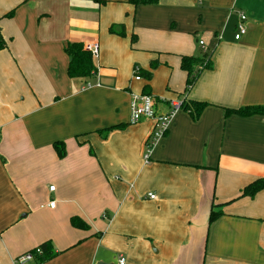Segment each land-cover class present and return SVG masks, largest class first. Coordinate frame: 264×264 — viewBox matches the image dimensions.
<instances>
[{
    "label": "crops",
    "instance_id": "0c3cea01",
    "mask_svg": "<svg viewBox=\"0 0 264 264\" xmlns=\"http://www.w3.org/2000/svg\"><path fill=\"white\" fill-rule=\"evenodd\" d=\"M0 26V264L47 241L57 254L26 264H264V189L241 196L264 178V115H226L264 105V0H0ZM72 43H97L92 76L70 77ZM199 50L214 67L185 93ZM146 85L159 113L209 103L181 108L148 163L155 122L130 108Z\"/></svg>",
    "mask_w": 264,
    "mask_h": 264
},
{
    "label": "trees",
    "instance_id": "16d2710c",
    "mask_svg": "<svg viewBox=\"0 0 264 264\" xmlns=\"http://www.w3.org/2000/svg\"><path fill=\"white\" fill-rule=\"evenodd\" d=\"M158 0H130V3L138 6V5H151L156 4ZM13 12L7 14V16H11ZM112 34H119L121 36H125V26L122 25H112L109 29ZM136 36L132 38L134 41ZM8 48L7 41L3 35L2 28L0 26V51ZM66 52L70 57V65H69V75L73 78H86L92 76L97 67L94 63V56L90 51L84 49L82 43H72L66 48ZM158 66L157 63H154L152 66V70H154ZM214 67L213 61L211 59V55L206 53L202 57L189 55L183 56L181 60V68L187 73V80L185 86V93L190 92L193 86L198 81L199 77L205 70H212ZM138 74L140 77H144L147 80H151L153 77V73L150 71H143L141 68L138 70ZM141 93H150L149 85H146ZM209 105L207 102H199V101H184L182 105V109L189 111L193 117L198 118L203 110ZM239 115V116H252V115H264V105H256V106H241L238 108H226V115ZM55 147L60 156H63L66 152L65 145L63 142L55 143ZM264 189V178H259L246 186L243 191V197H254L259 191ZM222 212H216L214 209L211 212V220L221 215ZM73 225L77 227L85 226L86 223H83L81 219L75 217L72 219ZM44 254L40 256L41 261L48 260L54 257L57 253H55L53 246L50 241L44 242L41 246Z\"/></svg>",
    "mask_w": 264,
    "mask_h": 264
},
{
    "label": "built area",
    "instance_id": "2783aa9c",
    "mask_svg": "<svg viewBox=\"0 0 264 264\" xmlns=\"http://www.w3.org/2000/svg\"><path fill=\"white\" fill-rule=\"evenodd\" d=\"M247 16L245 13L240 14V21L237 25V33L235 35L236 39H239L242 35L247 32L246 26ZM202 45H205L204 41H201ZM84 49L90 51L94 57L99 53V47L97 43L83 45ZM139 67H135L134 73L137 80L141 79L138 74ZM184 99H173L170 102V108L167 112L159 113L156 109L157 99L153 94L147 93H133L130 103L131 108V122L137 123L144 119H151L155 122L154 130L152 135L149 137V140L146 144V151L144 154V161L148 163L151 158V153L156 142L165 136L169 130V126L175 114L182 108ZM50 190L54 191L55 186H50ZM151 198H155L154 194H149ZM55 203L52 201L50 203L51 207H54ZM44 254L43 249L38 247L33 251H30L24 255H21L17 258V264H26L28 261L34 260L38 256ZM120 264H125V258L120 259Z\"/></svg>",
    "mask_w": 264,
    "mask_h": 264
},
{
    "label": "rangeland",
    "instance_id": "374dc122",
    "mask_svg": "<svg viewBox=\"0 0 264 264\" xmlns=\"http://www.w3.org/2000/svg\"><path fill=\"white\" fill-rule=\"evenodd\" d=\"M209 54H210V52H208ZM206 53L204 52V51H201V50H199L198 52H197V56L198 57H202V56H204Z\"/></svg>",
    "mask_w": 264,
    "mask_h": 264
},
{
    "label": "water",
    "instance_id": "95a60500",
    "mask_svg": "<svg viewBox=\"0 0 264 264\" xmlns=\"http://www.w3.org/2000/svg\"><path fill=\"white\" fill-rule=\"evenodd\" d=\"M99 264H113V263L100 262Z\"/></svg>",
    "mask_w": 264,
    "mask_h": 264
}]
</instances>
